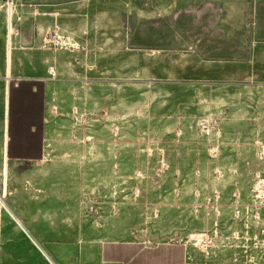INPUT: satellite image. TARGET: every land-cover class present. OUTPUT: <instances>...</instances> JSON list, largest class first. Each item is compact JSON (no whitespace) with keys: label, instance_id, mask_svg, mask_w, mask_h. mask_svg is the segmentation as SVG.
<instances>
[{"label":"rangeland","instance_id":"1","mask_svg":"<svg viewBox=\"0 0 264 264\" xmlns=\"http://www.w3.org/2000/svg\"><path fill=\"white\" fill-rule=\"evenodd\" d=\"M86 3L67 30L58 5H36V43L25 48V5L0 0V195L7 190L22 225L2 210L1 264H59L46 245L74 240L79 229L264 264V42L246 37L249 59L221 62L188 48L131 49L119 28L104 44L88 27L75 34L90 19ZM33 78L44 82L52 114L44 157L7 159L6 182L8 84Z\"/></svg>","mask_w":264,"mask_h":264},{"label":"crops","instance_id":"2","mask_svg":"<svg viewBox=\"0 0 264 264\" xmlns=\"http://www.w3.org/2000/svg\"><path fill=\"white\" fill-rule=\"evenodd\" d=\"M130 1L131 0H63L59 3H41L37 5H58L61 16L59 17V24L67 30L68 28L73 29L71 27L77 22V16L85 15L76 13L73 10L82 9V6L88 2L90 16L88 24L86 23L83 26H77L75 34L80 36L81 32L82 35L83 33H87L85 29L88 27L91 35H94L95 33L97 35L98 32H100L101 35H104V39L100 42L104 41V44H108L113 42L114 29L119 28L116 36H120L121 42L126 43L127 45L126 17ZM158 1L161 0L153 1L151 5ZM218 1H220L224 5V8H227L230 12L227 19H225L224 16L223 21L228 36H232L228 34V31L231 29L236 30L240 27H245L250 22V19H254L255 0L252 7L250 0ZM225 2H229L234 7L227 6ZM240 3L243 5L239 7ZM25 7L26 9H30L32 6L25 5ZM35 18L25 20V32L28 40H30V28L32 23L35 24ZM113 20L116 21V25H114ZM12 21V13H8V31L6 38L8 74H10V62L15 50ZM22 25L23 24L21 23V30ZM35 43L36 25L34 29V45ZM34 45L33 47L25 48H34ZM41 81L42 80L36 78L29 80L21 79L20 82L11 81L12 83L8 84L3 135L5 136L4 176L6 182L9 174L8 160L12 162H29L41 160L44 157L46 136H48L49 122L52 119V114L47 100L46 87L43 84L44 82ZM52 171L53 170H49L48 172L50 173ZM6 194L7 190H5L2 196L0 195V228L1 212L3 209H5L13 220L18 223L14 216L15 213L8 209L5 204L4 199ZM73 218L77 220L78 213L73 214ZM24 232H27V236L37 242L31 236L26 226ZM115 232L109 231L108 233H102L93 229H89L88 231L85 229H79L76 234V239L63 240L56 243L79 245V264H232L230 261H226L219 253L212 254L201 252L188 242H167L148 245L145 241L135 240L130 236L126 239H116L114 235ZM81 236L85 238L81 239Z\"/></svg>","mask_w":264,"mask_h":264},{"label":"flooded vegetation","instance_id":"3","mask_svg":"<svg viewBox=\"0 0 264 264\" xmlns=\"http://www.w3.org/2000/svg\"><path fill=\"white\" fill-rule=\"evenodd\" d=\"M63 1V0H61ZM147 0H131L127 11V45L144 43L159 45V50H187L190 42L204 36H222L235 40L236 31L232 36L226 34L224 24L225 8L218 0H161L146 6ZM33 6V5H29ZM131 11V12H130ZM264 14V3L258 9ZM131 13V17H130ZM257 16L254 2V19L252 24L243 30L253 29ZM242 36L236 41L235 47L227 50L224 55L235 59L245 58Z\"/></svg>","mask_w":264,"mask_h":264},{"label":"water","instance_id":"4","mask_svg":"<svg viewBox=\"0 0 264 264\" xmlns=\"http://www.w3.org/2000/svg\"><path fill=\"white\" fill-rule=\"evenodd\" d=\"M66 1V0H65ZM59 0H22L23 5H33L30 9L23 8L21 15V44L22 47H33L34 45V29L35 24L32 23L30 28V40L26 37L25 32V20H30L35 18L36 7L35 5L41 3H59ZM257 16L254 23V28L250 26L246 30H241L235 37V40H228L222 36H204L195 41L190 42V48L196 52L204 61H244L245 59L239 58L235 59L232 57L225 56L224 53L230 48L235 47L236 41L242 36L254 37L257 42H264V14L259 12V6L264 3V0H255ZM131 12V11H130ZM131 17V13H130ZM131 49H145V50H158L166 49L161 48L159 45L154 44H144V43H132L128 44ZM245 57L247 54H243ZM249 57H246L248 60ZM245 60V61H246ZM46 247L52 253V255L57 259L59 264H79V245L70 244H47Z\"/></svg>","mask_w":264,"mask_h":264},{"label":"built area","instance_id":"5","mask_svg":"<svg viewBox=\"0 0 264 264\" xmlns=\"http://www.w3.org/2000/svg\"><path fill=\"white\" fill-rule=\"evenodd\" d=\"M261 154H264V146L262 147V152H261Z\"/></svg>","mask_w":264,"mask_h":264},{"label":"bare ground","instance_id":"6","mask_svg":"<svg viewBox=\"0 0 264 264\" xmlns=\"http://www.w3.org/2000/svg\"><path fill=\"white\" fill-rule=\"evenodd\" d=\"M17 222H18V224H19L20 226H22V225L20 224V223H21L20 221L17 220Z\"/></svg>","mask_w":264,"mask_h":264},{"label":"trees","instance_id":"7","mask_svg":"<svg viewBox=\"0 0 264 264\" xmlns=\"http://www.w3.org/2000/svg\"><path fill=\"white\" fill-rule=\"evenodd\" d=\"M247 54V53H246ZM245 57V56H244ZM243 59H245L246 60V57L245 58H243ZM247 61V60H246ZM9 147V146H8Z\"/></svg>","mask_w":264,"mask_h":264}]
</instances>
